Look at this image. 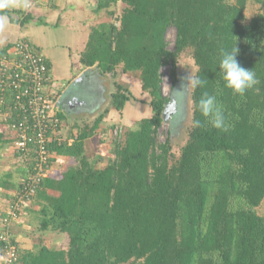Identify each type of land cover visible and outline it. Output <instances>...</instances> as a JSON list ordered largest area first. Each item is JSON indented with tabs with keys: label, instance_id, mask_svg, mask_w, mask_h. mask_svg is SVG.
<instances>
[{
	"label": "trees",
	"instance_id": "16d2710c",
	"mask_svg": "<svg viewBox=\"0 0 264 264\" xmlns=\"http://www.w3.org/2000/svg\"><path fill=\"white\" fill-rule=\"evenodd\" d=\"M94 1L100 13L112 15L110 9L118 3L125 7L119 25L101 23L91 29L79 64L96 66L102 74L114 73L119 66L123 73H137L141 91L151 98L152 113L135 127L127 120L120 141H100L107 154L115 156L113 160L108 157L102 169H96L95 162L84 155L83 143L107 111L88 132L81 130L71 145L49 144L51 164L58 156L73 162L63 172H49L31 203L41 206L38 231L66 235L68 248L40 246L37 251L21 252L14 236L11 242L18 246L19 262L264 264V217L255 212L264 199V16L243 23L247 3L264 9V0H235L233 4L225 0ZM37 2L18 0V9L0 10V15L20 29L16 40L0 48V68L18 40L30 42L21 33L25 26L33 19L47 24L27 11ZM169 27L175 29L173 51L165 42ZM234 43L239 49L237 60L242 67L253 69L259 81L243 96L225 86L219 69L221 49H230ZM185 51L196 67L194 76L207 83L191 90V124L176 154L171 135L157 143L158 129L164 123L162 110L168 102L161 93L159 72L162 66H170L175 83L178 58ZM115 88L111 106L123 119L127 104L135 97L119 84ZM205 92L216 95L227 131L213 128L195 107ZM10 100L9 89L0 85L1 111L5 110L1 104ZM194 119L201 120L200 128L192 127ZM2 121L0 142H13L16 131L11 128V117ZM174 125H170V134ZM28 169L23 170L15 191L23 186ZM12 177L6 174L0 186L8 181L13 186ZM3 245L0 242V250Z\"/></svg>",
	"mask_w": 264,
	"mask_h": 264
},
{
	"label": "rangeland",
	"instance_id": "374dc122",
	"mask_svg": "<svg viewBox=\"0 0 264 264\" xmlns=\"http://www.w3.org/2000/svg\"><path fill=\"white\" fill-rule=\"evenodd\" d=\"M225 2L233 4L235 0H225ZM72 5L74 7L70 8ZM95 5L94 0H63L60 8L65 9L67 13L71 11L74 14V17H71L73 26L70 29L62 24L61 21L47 20L48 22L45 21L47 24L43 25L36 24V21L35 23L32 22L23 28L21 33L26 36L50 64V77L53 82L57 84V93L71 90L74 97L79 99L73 107L80 109L84 101L90 104V102L93 101L92 93H94V95L98 94L97 99L99 100V106L97 105V110L95 112L91 111L89 115L88 113L77 114L73 109V111L65 113L64 120H66V122H63V125L66 130L65 135H67V128L71 126L73 128V124L76 123L74 124L76 126V130L74 131L77 132L75 135L76 137L81 130L88 132L94 120L104 111H107L102 123L83 143L84 155L95 162L96 169H102L109 163L108 157L110 160H113L115 156L113 153L107 154L108 151H105L101 145H99L100 141L103 140L110 144L115 141H120L123 132L127 128V120L135 127L137 121L148 117L152 112L149 107L151 98L148 94L141 91L138 74L123 73L122 66L117 67L114 73L102 74L99 69L98 71L93 69L88 75L81 76L83 80L91 81L93 87L92 84L87 82L74 84L76 78L72 81V78L79 72L80 54L84 50L91 29L99 26L101 23L112 22L119 25L117 21L125 7V5L118 3L115 8L110 9L113 11L111 15L108 12L100 13L95 11ZM31 8L32 7L29 8L30 11ZM244 15L245 19L243 23L246 24L258 15L264 16V9L260 4L250 1L246 5ZM4 31V27L0 28V47L1 45L2 47L7 45L8 41H14L20 36L18 34L14 39L4 40L2 38ZM165 42L167 49L173 51L175 42V29L173 27H169L166 30ZM177 64L175 83L171 76L170 66L165 65L160 68L161 93L168 99V102L174 98L176 105L175 108L169 112L167 120L164 121L157 132V143L165 142L171 135L170 141L172 142V150L176 154L185 142L191 124L190 93L192 89L187 87L183 90L182 95L176 91L181 87L182 78L187 77L189 73L194 76L196 71L189 51H185L179 56ZM99 72L100 75L98 74ZM115 84L123 86L131 96L135 97L134 100H130L127 104L123 113V119L119 118L118 113L114 112L111 106V95L116 91ZM70 96L67 95V97ZM67 97L65 96V98ZM1 116L4 115L1 114ZM172 122L175 125L170 134V125ZM15 155L18 157L17 154ZM72 162L73 160L71 158L66 157L62 162L64 163L62 164V169H67V165L69 166ZM53 163L56 162L54 161ZM22 164L24 165V169H27V167L29 168V163L27 161L22 162ZM56 171L60 170L57 169ZM52 172H54V170L51 169L50 173ZM5 205V203H0V214L5 210ZM39 208L38 206H33L31 210H28L27 216L23 217L22 221H17L13 224V227H11L12 231L15 232L16 238H18L17 242L20 251L33 252L37 251L40 246L66 251L68 248V239L66 235L58 233L57 231L47 232L45 234H41L38 231L39 226H37V219ZM255 212L258 216L264 217V199L255 209Z\"/></svg>",
	"mask_w": 264,
	"mask_h": 264
},
{
	"label": "built area",
	"instance_id": "2783aa9c",
	"mask_svg": "<svg viewBox=\"0 0 264 264\" xmlns=\"http://www.w3.org/2000/svg\"><path fill=\"white\" fill-rule=\"evenodd\" d=\"M0 85L10 91L9 104L1 107L5 109L3 119L11 117V128L16 131L12 151L29 161L28 177L0 217V242L4 243L0 264H21L18 246L11 242V227L19 222L23 209L31 205L42 181L48 177L52 169L49 144L61 143L65 127L58 117L57 84L50 77L44 57L30 42L18 40L8 50L0 68Z\"/></svg>",
	"mask_w": 264,
	"mask_h": 264
},
{
	"label": "crops",
	"instance_id": "0c3cea01",
	"mask_svg": "<svg viewBox=\"0 0 264 264\" xmlns=\"http://www.w3.org/2000/svg\"><path fill=\"white\" fill-rule=\"evenodd\" d=\"M62 1L63 0H38L37 3L31 4L29 6V8L32 7L31 11L29 8H28L29 10H27V11H30L34 15L35 18L38 15L39 17H41V19H44V21H46V22H48L47 20L61 21L62 24H64L68 29H70L73 26V21H71V17H74V14L71 11L67 13L65 11V9L60 8ZM18 6H19L18 0H11L8 7H9V10H14V9H18ZM71 7H74V6L72 5V6H70V8ZM72 9H74V8H72ZM40 15H42V16H40ZM77 16H78V13H77ZM13 17L15 19H18L17 16H15V15ZM35 21H36V19H33L29 24H31L32 22L35 23ZM80 23H81V21H80ZM4 29H5V31L2 34V38L4 40L5 39L6 40L14 39V37L16 35L20 34V29H18V26H16L15 24H12L9 21V19H8V23L4 26ZM9 42H12V41H8L7 43H9ZM0 48H2V45ZM79 65H80L79 72L76 73V75L72 78V81H73V79H75V78L77 79L80 76L88 75L91 72V70H93V69L98 71L96 66H92V67L87 68V67L82 66L81 64H79ZM98 74L100 75V72ZM86 79H89V78H86ZM85 82L90 83V84L92 83L91 81L84 79L83 83H85ZM80 83H82V82H80ZM64 92L60 93V96L58 99V101H59V112H58V114L63 118V122H66V120H64L65 113L73 111V109L75 110V113H77V114L78 113H84V114L88 113V115H89V112H91V111L95 112L97 110V105L99 106V100L97 99L98 94L94 95V93H92L93 101H91L90 104H88V102L84 101V104L81 105L80 109L73 107L74 105H72L73 108L70 109L67 107V105L64 102V101H66V98H62ZM67 99L70 100V98H67ZM74 103H76V102L74 101ZM1 114H3V111L0 110V132L2 131V128H4L3 127L4 123L2 121V120H4L3 119L4 117L1 116ZM74 119H76V118H74ZM74 124H76V123H74ZM74 124H73V128H72V126L67 128V130H68L67 135H65L66 130L65 129H64L65 131L63 130L61 142H66L68 145H71V143L73 142V138L77 134V132L74 131V130H76V126ZM65 158H66V156L65 157L58 156L57 160L55 161L56 163L52 164V170H54L55 172H58V173L63 172V170L65 171L66 168L62 169V167H63L62 164H64L62 162H63V160H65ZM57 169H59L60 171H56ZM23 170H24V165L22 164V161L19 160V158L12 151V142H6L3 144L0 142V179L3 178L6 174H10V173L13 174V177H12L13 186L9 185L10 184L9 181L6 185L0 186V203L6 204L5 210L3 211V213L0 214V216L4 215V213L6 212V210L8 208V202H10L12 200V196L17 191V190L15 191V189L19 186V183L21 182V179L24 176V175H22ZM33 206H34L33 203H31V205L28 206V209L31 210ZM27 214H28V210L22 212L21 219L19 220V222L22 221L23 217L27 216ZM13 233H14V236H16L14 231H13ZM17 241H18V238H17Z\"/></svg>",
	"mask_w": 264,
	"mask_h": 264
},
{
	"label": "clouds",
	"instance_id": "9594fccd",
	"mask_svg": "<svg viewBox=\"0 0 264 264\" xmlns=\"http://www.w3.org/2000/svg\"><path fill=\"white\" fill-rule=\"evenodd\" d=\"M10 2L11 0H0V10L7 8ZM7 23V16L0 15V28H3ZM238 53L239 49L235 47V43L230 49H221L219 69L223 74L225 86L231 89L234 94L243 96L246 91L253 89L259 81L253 69L249 70L241 66L237 60ZM206 83V79H202L199 75L193 76L189 73L187 77L182 78L181 87L176 92L182 95L183 90L187 87L195 91L197 88L203 87ZM195 107L198 109L201 116L205 118L206 122L213 128L227 131L228 125L224 113L217 102L216 95L205 92L198 102H195ZM201 126V120H193L192 127L194 129L200 128ZM19 160L22 162L27 161L22 157H19ZM27 162L29 163V161Z\"/></svg>",
	"mask_w": 264,
	"mask_h": 264
},
{
	"label": "water",
	"instance_id": "95a60500",
	"mask_svg": "<svg viewBox=\"0 0 264 264\" xmlns=\"http://www.w3.org/2000/svg\"><path fill=\"white\" fill-rule=\"evenodd\" d=\"M84 75H85V74H84ZM83 81H84L83 78L80 76V77H78V78L75 80L74 84H77V83H80V82L83 83ZM67 95H68V96L71 95V96H70V97H67ZM65 96H66L67 98H70V100L66 98V101H64L65 104L67 105V107L70 108V109H71L72 105L75 104L74 101H75V102H78V100H79V99H77V97H74V95H73V93L71 92V90H70V91H66V92H64L62 98H65ZM71 98H72V99H71ZM175 103H176V101H175V99L173 98V99H171L169 102H167V103L164 105L163 110H162V118H163L164 121L167 120L169 112L175 108V105H176ZM82 104H83V103H82Z\"/></svg>",
	"mask_w": 264,
	"mask_h": 264
},
{
	"label": "flooded vegetation",
	"instance_id": "af4514ba",
	"mask_svg": "<svg viewBox=\"0 0 264 264\" xmlns=\"http://www.w3.org/2000/svg\"><path fill=\"white\" fill-rule=\"evenodd\" d=\"M92 84V83H91ZM92 87H93V84H92Z\"/></svg>",
	"mask_w": 264,
	"mask_h": 264
}]
</instances>
